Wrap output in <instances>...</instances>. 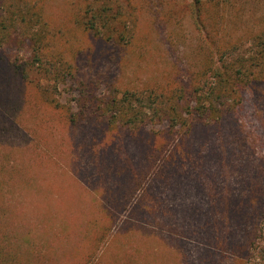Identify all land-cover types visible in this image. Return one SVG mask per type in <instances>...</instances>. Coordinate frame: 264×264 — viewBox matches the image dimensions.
I'll return each mask as SVG.
<instances>
[{
  "label": "rangeland",
  "instance_id": "obj_1",
  "mask_svg": "<svg viewBox=\"0 0 264 264\" xmlns=\"http://www.w3.org/2000/svg\"><path fill=\"white\" fill-rule=\"evenodd\" d=\"M35 1L50 48L76 61L96 97L120 102L153 100L178 76L199 78L225 41H241L235 54L252 56L254 33L264 32V0H201V12L194 0ZM92 19L117 41L90 33L81 22ZM3 48L0 157L15 170L2 214L16 238L29 237L52 264H264V236L251 245L264 228V72L221 123L184 133L112 118L107 130L95 117L84 126L67 119L77 83L54 90L41 73H15L12 63L30 52L23 37Z\"/></svg>",
  "mask_w": 264,
  "mask_h": 264
},
{
  "label": "trees",
  "instance_id": "obj_2",
  "mask_svg": "<svg viewBox=\"0 0 264 264\" xmlns=\"http://www.w3.org/2000/svg\"><path fill=\"white\" fill-rule=\"evenodd\" d=\"M194 2L196 7H199L197 11L201 12L205 6L204 2L201 0H194ZM212 3L214 7L221 9L222 2L213 1ZM37 5L38 2L35 0H0V48H6L3 46L11 44L18 36H21L29 43L30 52L26 59L12 63L17 75L24 80H29L32 75L41 73L54 84V90H58L63 83H77L82 87L78 88L76 112L73 111L67 117L74 125L84 126L93 122L92 119L95 117L107 126V130H113L115 122L112 118L119 119L122 125L127 127L149 126L159 120L160 123L167 122L168 129L172 131L178 128L181 131L184 130V133H190L199 127L218 124L226 119L241 104L244 88L264 72V32L256 34L252 30L254 38L259 40L257 44L254 42L257 48L254 55H236V45L241 41H225L219 48L222 51L217 60L214 59L216 51H210L212 58L199 72V78L196 79L192 75L178 76L174 86H172L174 81L169 82L167 89L161 91L160 95H155L153 100L149 97L143 102V98L138 96L136 101H133V97L127 95L123 102H120L117 96H112L111 93H103L98 98L96 92L92 90L93 81H84L78 77L76 61L74 65V62L62 60L60 57L62 55L50 48L51 39L41 28L46 25L41 23L43 18ZM196 18L198 25H202L201 13L196 15ZM94 20L96 19L81 23L90 33L106 42H112L115 37L111 35L104 38L96 28L98 25ZM47 92L48 89L45 90V93ZM46 103L53 104L52 101ZM130 103L135 106L132 104L130 106ZM179 103L180 107H178ZM128 106L132 116L128 118L127 115V119L124 114L129 113L126 111ZM56 107L58 105L54 106ZM9 156L7 155V159ZM14 170L15 168L8 160H2L0 157V264H52L48 255L50 251L47 254L48 257L39 255L37 246L30 243L29 237L27 239L25 235L22 239L16 238L9 226L10 219L5 218L4 212L2 214V210L7 211L3 191L7 186L8 193L11 192V188L14 189L13 180L10 179ZM107 211L106 218L117 217L116 213L110 214L109 210ZM104 221L105 219L102 224ZM96 223L97 221H94V226ZM105 224L108 226L106 222ZM106 229L108 228L104 227V232ZM263 236L264 228L262 231L259 229L251 242L252 248L256 245L257 237ZM95 249L93 246L84 251L86 259L93 257ZM54 256L58 257V254ZM53 263L57 264L55 261Z\"/></svg>",
  "mask_w": 264,
  "mask_h": 264
}]
</instances>
